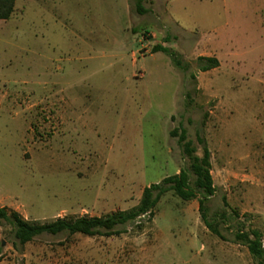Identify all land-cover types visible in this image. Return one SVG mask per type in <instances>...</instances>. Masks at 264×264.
Masks as SVG:
<instances>
[{"label": "rangeland", "instance_id": "374dc122", "mask_svg": "<svg viewBox=\"0 0 264 264\" xmlns=\"http://www.w3.org/2000/svg\"><path fill=\"white\" fill-rule=\"evenodd\" d=\"M17 0L0 21V203L28 222L105 217L188 167L171 131L210 152L225 240L168 192L110 238L43 235L0 264H253L264 248V0ZM161 45L170 51L153 53ZM218 66L199 69L200 58ZM224 200L227 206L224 205Z\"/></svg>", "mask_w": 264, "mask_h": 264}, {"label": "trees", "instance_id": "16d2710c", "mask_svg": "<svg viewBox=\"0 0 264 264\" xmlns=\"http://www.w3.org/2000/svg\"><path fill=\"white\" fill-rule=\"evenodd\" d=\"M138 14L146 13L142 3L144 0H134ZM16 0H0V21H8L14 12ZM163 52L170 55V51L161 45L153 48V53ZM199 69L207 72L218 66L215 58H200ZM171 137H177V144L188 157V167H183L174 176L166 177L161 182L146 187L138 204L126 211L115 212L105 217H81L76 219L57 218L46 223L28 222L15 210L0 207V226L10 227L12 245L21 246L32 242L34 239L47 235L73 236L80 234L86 237L110 238L119 236L126 232L128 225H134L142 217L151 221L154 209L160 198L172 192L174 196L184 202L197 199L198 212L203 225L220 240H225L221 232V225L227 221L226 212L208 215L207 204L215 195V187L210 174V152L203 141L202 156L195 155L196 150L190 141L186 139L185 130L169 133ZM224 205L227 206L224 200ZM233 242L245 247L253 261V264H264V248L262 246V234L257 230L245 232L243 227L235 228L233 231ZM3 257L0 244V261Z\"/></svg>", "mask_w": 264, "mask_h": 264}, {"label": "crops", "instance_id": "0c3cea01", "mask_svg": "<svg viewBox=\"0 0 264 264\" xmlns=\"http://www.w3.org/2000/svg\"><path fill=\"white\" fill-rule=\"evenodd\" d=\"M17 1V0H16ZM224 2L226 1V0H223ZM16 4V3H15ZM14 10H15V7H14ZM0 207H7V208H9V209H11L12 210V204H9V205H6V204H3V203H0Z\"/></svg>", "mask_w": 264, "mask_h": 264}, {"label": "water", "instance_id": "95a60500", "mask_svg": "<svg viewBox=\"0 0 264 264\" xmlns=\"http://www.w3.org/2000/svg\"><path fill=\"white\" fill-rule=\"evenodd\" d=\"M1 246H4V242L1 243Z\"/></svg>", "mask_w": 264, "mask_h": 264}]
</instances>
